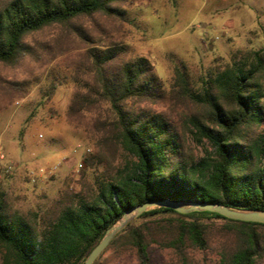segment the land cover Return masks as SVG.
Masks as SVG:
<instances>
[{"label": "trees", "instance_id": "obj_1", "mask_svg": "<svg viewBox=\"0 0 264 264\" xmlns=\"http://www.w3.org/2000/svg\"><path fill=\"white\" fill-rule=\"evenodd\" d=\"M122 1L8 0L0 7V61H18L29 51L26 38L46 27L99 12L121 15L116 4ZM124 49L115 45L91 52L94 82L78 89L69 105V122L85 123L95 141V149L83 157L81 188L57 200L44 227L37 212L30 219L9 211L0 193V264H83L111 226L146 203L171 199L264 210V133L258 131L264 126V46L237 50L203 78L199 91L177 68L180 91L205 107L189 122L193 137L211 146L201 157L166 112L138 106L139 101L164 99L167 86L147 57L125 59ZM87 113L93 115L85 118ZM123 153L131 158L121 161ZM215 219L239 232L236 244L222 246L215 264H260L264 223L164 206L143 211L94 264L108 249L125 247L134 252L136 264H153L155 234L179 255L176 264H199L188 251L210 246ZM154 220L159 233L157 226L150 227Z\"/></svg>", "mask_w": 264, "mask_h": 264}, {"label": "rangeland", "instance_id": "obj_2", "mask_svg": "<svg viewBox=\"0 0 264 264\" xmlns=\"http://www.w3.org/2000/svg\"><path fill=\"white\" fill-rule=\"evenodd\" d=\"M7 1L0 0V7ZM116 6L121 15L99 12L35 32L26 38L29 51L18 61H0V147L12 165L10 172L2 169L0 193L9 211L30 219L37 212L42 227L50 222L57 200L81 188L83 157L95 149L85 123L76 126L67 117L74 93L94 82L91 52L122 45L125 59L147 57L165 80L167 96L138 106L166 112L201 157L211 146L193 137L189 122L203 115L205 107L180 91L177 68L189 87L199 91L203 78L237 50L264 46V0H125ZM259 130L264 133V126ZM120 158L131 157L123 153ZM156 230L160 232L158 226ZM208 235L207 249L188 251L196 263L215 264L222 246L236 244L239 232L215 219ZM153 238V264L180 263L160 235ZM135 259L129 247L110 248L99 264H136Z\"/></svg>", "mask_w": 264, "mask_h": 264}, {"label": "water", "instance_id": "obj_3", "mask_svg": "<svg viewBox=\"0 0 264 264\" xmlns=\"http://www.w3.org/2000/svg\"><path fill=\"white\" fill-rule=\"evenodd\" d=\"M152 206H164L175 209L181 213H187L196 210H206L213 211L219 214H222L225 217L243 220V221H256L264 223V210L262 209H247L239 210L222 203L215 202H191V203H182L177 202L171 199H166L159 202L146 203L141 206L135 207L127 211L123 217L113 226H111L102 240L95 246V248L90 252L83 264H94L96 259L102 254L110 242L116 237V235L122 231L129 222L136 216L140 215L147 208Z\"/></svg>", "mask_w": 264, "mask_h": 264}, {"label": "built area", "instance_id": "obj_4", "mask_svg": "<svg viewBox=\"0 0 264 264\" xmlns=\"http://www.w3.org/2000/svg\"><path fill=\"white\" fill-rule=\"evenodd\" d=\"M7 158L5 153L3 152V148L0 147V179L3 177V167L5 172H10L12 169V165L7 163ZM1 164L4 165L1 167ZM41 171H45L44 169H41Z\"/></svg>", "mask_w": 264, "mask_h": 264}]
</instances>
